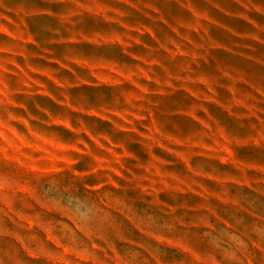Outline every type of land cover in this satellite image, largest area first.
<instances>
[{
    "label": "rangeland",
    "instance_id": "obj_1",
    "mask_svg": "<svg viewBox=\"0 0 264 264\" xmlns=\"http://www.w3.org/2000/svg\"><path fill=\"white\" fill-rule=\"evenodd\" d=\"M0 264H264V0H0Z\"/></svg>",
    "mask_w": 264,
    "mask_h": 264
}]
</instances>
